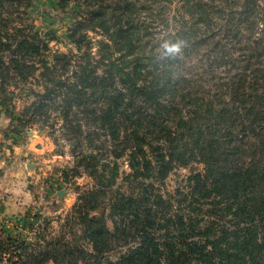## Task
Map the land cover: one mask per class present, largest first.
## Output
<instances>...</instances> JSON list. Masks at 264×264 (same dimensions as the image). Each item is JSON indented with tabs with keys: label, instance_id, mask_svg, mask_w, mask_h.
<instances>
[{
	"label": "trees",
	"instance_id": "1",
	"mask_svg": "<svg viewBox=\"0 0 264 264\" xmlns=\"http://www.w3.org/2000/svg\"><path fill=\"white\" fill-rule=\"evenodd\" d=\"M33 2L0 0V103L60 122L91 183L0 264H264V0H76L66 51Z\"/></svg>",
	"mask_w": 264,
	"mask_h": 264
},
{
	"label": "rangeland",
	"instance_id": "2",
	"mask_svg": "<svg viewBox=\"0 0 264 264\" xmlns=\"http://www.w3.org/2000/svg\"><path fill=\"white\" fill-rule=\"evenodd\" d=\"M75 8L76 0L67 4L34 0L28 9L39 30L59 37L60 42H51L52 50L66 51L71 46L68 26L76 18L71 12ZM8 89L13 90L11 86ZM17 92L11 99L1 95L4 103H0V239L24 238L36 243L44 229L48 238L58 234L78 192L91 183V178L82 167L79 174L72 173L75 153L59 128L60 122L58 129L50 127L51 119L23 122L22 110L29 98ZM188 172L189 168L176 169L167 179L169 186L182 182ZM59 190L66 194L57 195Z\"/></svg>",
	"mask_w": 264,
	"mask_h": 264
},
{
	"label": "water",
	"instance_id": "3",
	"mask_svg": "<svg viewBox=\"0 0 264 264\" xmlns=\"http://www.w3.org/2000/svg\"><path fill=\"white\" fill-rule=\"evenodd\" d=\"M63 194H66V192L65 191H62V190H59L57 192V195H63ZM33 223H35V220L33 221Z\"/></svg>",
	"mask_w": 264,
	"mask_h": 264
},
{
	"label": "clouds",
	"instance_id": "4",
	"mask_svg": "<svg viewBox=\"0 0 264 264\" xmlns=\"http://www.w3.org/2000/svg\"><path fill=\"white\" fill-rule=\"evenodd\" d=\"M176 50L178 51L179 50V46L177 45V47H176Z\"/></svg>",
	"mask_w": 264,
	"mask_h": 264
},
{
	"label": "crops",
	"instance_id": "5",
	"mask_svg": "<svg viewBox=\"0 0 264 264\" xmlns=\"http://www.w3.org/2000/svg\"><path fill=\"white\" fill-rule=\"evenodd\" d=\"M0 163H2V162L0 161Z\"/></svg>",
	"mask_w": 264,
	"mask_h": 264
}]
</instances>
